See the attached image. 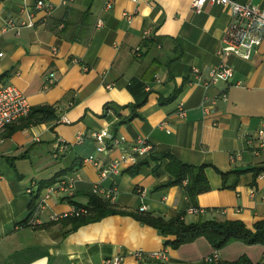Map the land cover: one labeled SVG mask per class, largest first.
I'll return each mask as SVG.
<instances>
[{
  "label": "crops",
  "instance_id": "0c3cea01",
  "mask_svg": "<svg viewBox=\"0 0 264 264\" xmlns=\"http://www.w3.org/2000/svg\"><path fill=\"white\" fill-rule=\"evenodd\" d=\"M38 1L0 0V85L18 88L31 108L52 106L57 117L10 134L9 127L21 120L0 132V264H104L116 255L125 256L124 264H225L241 257L264 264L261 245L234 242L215 250L199 238L175 250L165 247L166 239L154 228L129 216H108L74 231L66 219L51 220L71 211L74 203L86 206L87 193L97 184L115 189L108 201L123 211L136 213L144 206L143 213L166 220L185 214L188 224L231 220L249 229L263 220L264 173L254 178L246 172L230 188L234 177L225 187L215 168L234 172L264 165V149L255 153L256 145L247 143L264 127V43L250 60H228L234 71L229 82L204 89L190 84L192 69L206 72L220 63L216 53L231 20L229 9L207 2L197 13L194 0H115L105 11L104 0H74L66 6L62 0H42L53 7L47 13L35 10ZM235 1L264 8V0ZM98 20L101 28H96ZM9 21L14 27L7 28ZM145 31L152 33L151 43H145ZM135 48L141 50L138 58L131 54ZM179 88L175 101L160 105ZM180 102L187 109L185 119L176 113ZM140 103L141 119L116 126L117 115L128 117L129 107ZM107 104L112 111L105 115ZM103 130L124 142L98 153L90 135ZM78 135L85 137L80 145ZM139 137L154 151L136 162L148 161L137 176L124 173L130 164L121 175L101 180L97 168L85 161L117 160ZM59 140L70 147L66 153L56 154ZM167 152L183 163L207 166L210 190L194 203L181 186L158 188L172 177L165 170L167 160L156 163L149 157L160 160ZM59 173L57 181L79 176L73 194L56 192L37 212L42 190L52 186L39 190L40 183ZM32 187L33 193H27ZM190 207L204 213L188 214ZM33 215L38 226L27 224ZM137 251H164L167 261L139 263L132 256ZM215 252L217 262L204 261Z\"/></svg>",
  "mask_w": 264,
  "mask_h": 264
},
{
  "label": "built area",
  "instance_id": "2783aa9c",
  "mask_svg": "<svg viewBox=\"0 0 264 264\" xmlns=\"http://www.w3.org/2000/svg\"><path fill=\"white\" fill-rule=\"evenodd\" d=\"M74 0H62L63 5H68ZM132 3H137L139 0H128ZM252 1V0H250ZM115 0H104V10L110 11L114 6ZM209 2L212 5H218L229 9L231 20L228 27L225 30L224 37L221 41L220 47L217 50V56L220 59V63L202 72L198 68L192 69V74L194 80L190 84L201 85L204 89H207L211 85H215L221 82H229L233 76L234 71L229 65L228 60L231 57H237L243 60H250L253 54L256 52L258 47L264 43V8H261L252 3L241 4L235 0H194L192 3V8L195 12L200 13L205 4ZM35 10L44 11L50 13L53 7L42 0L38 1L35 6ZM32 24H29L31 26ZM103 22L98 20L96 23V28H101ZM14 27L12 22L7 23V28ZM7 30V29H6ZM143 39L148 40L153 37L150 31H145L143 33ZM134 57L141 56L140 48H135L131 51ZM1 56V55H0ZM52 77V75H50ZM53 83V79L50 80ZM110 87V86H108ZM221 99L226 100L225 95H222ZM202 110L205 114H208L209 107L205 102H203ZM31 112V107L27 101L24 94L13 85H0V132L3 131L10 125L16 124L28 117ZM180 119H185L187 116V109L183 102H180L177 106L176 111ZM161 126L166 127L165 124ZM90 137L97 143V152L106 153L113 146H120L124 142L122 137H111L108 130H103L101 132L91 133ZM84 136L78 135L76 139V144L80 145L84 142ZM108 140L110 141L109 143ZM247 143L251 146L256 145L255 153L259 150L264 149V127L257 131L254 136L247 139ZM70 147L65 144L64 141L59 140L57 143L56 154H63L68 151ZM154 147L148 143L145 138H137L133 141L129 148H123L122 154L119 159L110 161L106 164H102L98 159L89 157L85 161L93 164L97 168L99 173V178L101 180L107 179L111 176L121 175L123 169L127 165H135L140 158H145L150 155ZM79 176H66L57 181L56 184L47 187L42 190L40 194V199L37 203V212L40 209L46 207L48 200L54 193H66L71 196L75 190L76 181ZM115 189L107 190L102 188L99 184L94 185L92 188V193L96 194L103 199H113V193ZM27 193H33V187L27 190ZM253 195V194H252ZM262 202L264 204V194L262 195ZM145 207L139 208L140 212L145 211ZM86 213L84 208L73 207L68 213L62 215H52L51 220L57 221L61 219H67L69 217H79ZM191 215H200L204 213L201 208L190 207L187 211ZM28 225L38 226L40 224L36 215H33L28 220ZM139 263L145 261H159L166 262L167 254L164 251L151 252L144 254L140 251L133 253L132 255ZM219 260L218 252L213 255L206 257L204 259L207 263L217 262ZM125 256L116 255L104 261V264H124Z\"/></svg>",
  "mask_w": 264,
  "mask_h": 264
},
{
  "label": "trees",
  "instance_id": "16d2710c",
  "mask_svg": "<svg viewBox=\"0 0 264 264\" xmlns=\"http://www.w3.org/2000/svg\"><path fill=\"white\" fill-rule=\"evenodd\" d=\"M148 42L151 43L148 40L145 41L146 44H148ZM3 77L4 75L0 76V81ZM180 93L181 89L179 88L169 98L165 100L161 99L160 105L175 101ZM143 104L144 103H140L130 106L129 108L131 109V113L126 118H122L120 115H117L118 122L116 126L129 123L136 118L141 119L142 117L138 113V110L143 106ZM110 111H112V107L110 104H107L105 106L104 114L108 115ZM55 121H57L56 110L52 106L31 108V112L28 117L24 118L18 125L9 127V133L12 134L18 130H25L32 125ZM107 143H109V141ZM149 158L156 163L167 160L165 170L171 175L172 179L165 185L159 186L158 188L167 189L175 186H181L185 189L188 198L193 203L197 196L210 190L209 182L205 175V169L207 168L206 165L197 166L183 163L170 152L162 154L160 160H156L153 155ZM81 163L82 161L79 165ZM146 167H148V161H140L131 168L125 170L124 173L130 176H137L145 172ZM73 168L74 167L69 170H73ZM215 171L221 176L223 186L225 187L228 178L233 176L234 182L230 188H235L242 174L251 172L254 178H257L259 175L264 173V165L247 171L221 172L216 168ZM60 176L61 173L55 175L47 182H41L39 190L43 189L46 185H53L57 182L56 178ZM37 197L33 199L30 209H34ZM87 197L88 204L86 206H80L75 203L73 204L76 208L86 209V213L79 217H69L66 219L68 223L72 225L73 231L77 230L81 226L99 222L108 216L123 215L132 217L141 224L154 228L160 236L166 239L164 242L165 247H170L174 250L178 249L182 245L193 243L199 238H205L215 250H221L234 242H241L246 245H261L264 247V219L255 223L252 229H249L241 221L231 220H199L196 223L188 224L184 221L185 214L166 220L162 217H156L143 212L133 213L119 210L112 205L110 201L107 199L104 200L102 197L93 194L92 192H88ZM169 237H174V239L168 240ZM225 264H252V262L246 257H241L238 261Z\"/></svg>",
  "mask_w": 264,
  "mask_h": 264
}]
</instances>
